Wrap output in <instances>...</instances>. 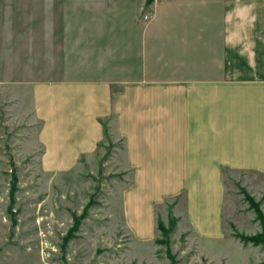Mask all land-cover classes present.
<instances>
[{
	"label": "crops",
	"instance_id": "crops-1",
	"mask_svg": "<svg viewBox=\"0 0 264 264\" xmlns=\"http://www.w3.org/2000/svg\"><path fill=\"white\" fill-rule=\"evenodd\" d=\"M82 1L52 13L50 39L36 35L52 67L37 60L41 80L9 88L10 112L41 122L51 173L122 139L120 202L137 238L167 201L181 231L224 239L225 173L264 177V0H155L149 22L146 0L129 14L125 1Z\"/></svg>",
	"mask_w": 264,
	"mask_h": 264
},
{
	"label": "rangeland",
	"instance_id": "rangeland-1",
	"mask_svg": "<svg viewBox=\"0 0 264 264\" xmlns=\"http://www.w3.org/2000/svg\"><path fill=\"white\" fill-rule=\"evenodd\" d=\"M118 1L128 3V9L121 7L129 14L140 0ZM82 2L0 0V264H264V244L241 238L264 233L246 197L259 203L264 214L262 176L225 173V238L203 245L192 231H181L167 201L159 207L151 237L135 236L136 225L125 222L120 202L121 188L131 179L115 161L122 139L109 142L106 154L92 165L78 159L69 170L49 171L43 146L36 148L33 135L41 122L32 124L31 116L19 119L10 112L18 102L10 98L9 88L41 80L37 60L45 73L50 70L51 48H38L48 52L37 58L36 35L50 39L52 13L87 5ZM154 3L143 6V22L151 20ZM170 215L178 219L177 228L165 236L158 223L168 226Z\"/></svg>",
	"mask_w": 264,
	"mask_h": 264
},
{
	"label": "trees",
	"instance_id": "trees-1",
	"mask_svg": "<svg viewBox=\"0 0 264 264\" xmlns=\"http://www.w3.org/2000/svg\"><path fill=\"white\" fill-rule=\"evenodd\" d=\"M154 1L155 0H146V5L149 6ZM16 180L17 179L14 176L13 185H16ZM246 197H247L250 205L257 211L258 217L262 221L263 226H264V214H263L262 210L260 209L259 203L255 202V200L248 194L246 195ZM75 218L77 219L76 216H75ZM177 222H178V219L175 218L174 216L170 215L168 226L163 221H160V220H159L158 226H159V229L161 230V232L165 236H168L169 234H171L172 232H174L176 230ZM241 238L244 239L245 241H251L254 244H261V243L264 244V233L253 235V236L252 235L251 236L242 235ZM162 242H164V241H162Z\"/></svg>",
	"mask_w": 264,
	"mask_h": 264
},
{
	"label": "built area",
	"instance_id": "built-area-1",
	"mask_svg": "<svg viewBox=\"0 0 264 264\" xmlns=\"http://www.w3.org/2000/svg\"><path fill=\"white\" fill-rule=\"evenodd\" d=\"M144 18H145V19H149L150 16H149V15H145Z\"/></svg>",
	"mask_w": 264,
	"mask_h": 264
}]
</instances>
